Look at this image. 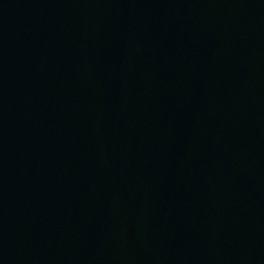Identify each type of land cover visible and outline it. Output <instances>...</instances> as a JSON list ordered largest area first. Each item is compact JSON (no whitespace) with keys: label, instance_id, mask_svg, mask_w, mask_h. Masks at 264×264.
<instances>
[{"label":"water","instance_id":"water-1","mask_svg":"<svg viewBox=\"0 0 264 264\" xmlns=\"http://www.w3.org/2000/svg\"><path fill=\"white\" fill-rule=\"evenodd\" d=\"M0 264H264V0H0Z\"/></svg>","mask_w":264,"mask_h":264}]
</instances>
